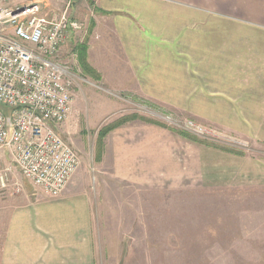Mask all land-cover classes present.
<instances>
[{
	"label": "rangeland",
	"instance_id": "obj_1",
	"mask_svg": "<svg viewBox=\"0 0 264 264\" xmlns=\"http://www.w3.org/2000/svg\"><path fill=\"white\" fill-rule=\"evenodd\" d=\"M91 10L71 15L84 29L69 34L56 58L70 71L74 98L70 117L57 129L80 156L74 183L92 208L96 264H264V103H246L247 93L217 102L212 92L220 87L196 68L185 97L155 99L107 86L101 73L93 75V64L112 73L122 56L108 35L112 24L98 25ZM81 45L92 71L83 68ZM130 116L124 132L104 135ZM135 127L139 133L146 128L140 181L139 175L119 178L111 148L112 137L132 148ZM12 174L13 191L50 199L14 164Z\"/></svg>",
	"mask_w": 264,
	"mask_h": 264
},
{
	"label": "crops",
	"instance_id": "obj_2",
	"mask_svg": "<svg viewBox=\"0 0 264 264\" xmlns=\"http://www.w3.org/2000/svg\"><path fill=\"white\" fill-rule=\"evenodd\" d=\"M66 1L37 2L44 13L51 14L65 8ZM72 3L71 15L82 16L89 7V17L98 25L112 24L107 26L111 32L105 28V33L117 43L121 62L112 73H107L105 64H93L107 86L140 91L155 99L169 94L185 97L191 92L188 88L194 87L196 68L205 74V81L220 87L212 92L217 94V102L226 95L227 102H235L239 94L247 93L251 95L246 103H264V0ZM105 43L96 45L104 47ZM239 88L250 89L243 92ZM133 130L132 148L121 145L120 137H112L111 148L119 178L134 180L139 175L140 181L138 168L144 166L142 150L146 147L141 135L146 128L140 133L138 127ZM114 131L124 129L120 125L107 135ZM10 160L6 151H0V173L6 171L4 186L0 180V264H96L93 212L87 196L75 187L78 175L72 176L59 198H30L28 191L12 190Z\"/></svg>",
	"mask_w": 264,
	"mask_h": 264
},
{
	"label": "built area",
	"instance_id": "obj_3",
	"mask_svg": "<svg viewBox=\"0 0 264 264\" xmlns=\"http://www.w3.org/2000/svg\"><path fill=\"white\" fill-rule=\"evenodd\" d=\"M71 4L47 14L36 0H0V151L49 198L63 193L80 166L78 152L57 129L74 98L70 71L56 58L69 34L84 29Z\"/></svg>",
	"mask_w": 264,
	"mask_h": 264
},
{
	"label": "trees",
	"instance_id": "obj_4",
	"mask_svg": "<svg viewBox=\"0 0 264 264\" xmlns=\"http://www.w3.org/2000/svg\"><path fill=\"white\" fill-rule=\"evenodd\" d=\"M82 46V45H81ZM80 52H81V62L83 63V68L86 70V69H88L89 71H92L90 68H89V66H88V62H87V46L86 45H83L81 48H80ZM93 75H95L96 76V74L93 72ZM96 77H98V76H96ZM134 117V116H133ZM133 117L132 116H130V117H125V118H122L121 120H119V121H117V122H115V123H113V124H111L110 126H108L107 128H105L104 129V135H107V133L109 132V131H111L112 129H114V128H116V127H118V126H120V125H122V124H124V123H126V122H128V121H130L131 119H133ZM135 117H138V116H135ZM155 123V122H154Z\"/></svg>",
	"mask_w": 264,
	"mask_h": 264
}]
</instances>
